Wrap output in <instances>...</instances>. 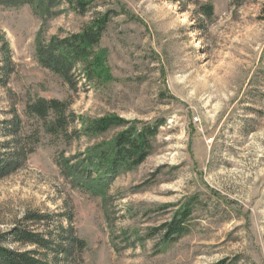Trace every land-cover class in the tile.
I'll use <instances>...</instances> for the list:
<instances>
[{"label": "rangeland", "instance_id": "374dc122", "mask_svg": "<svg viewBox=\"0 0 264 264\" xmlns=\"http://www.w3.org/2000/svg\"><path fill=\"white\" fill-rule=\"evenodd\" d=\"M196 1L97 0L84 16L0 5V121L45 98L86 119L165 122L145 163L99 196L72 187L58 158L120 130L69 146L42 134L26 167L0 181V235L28 212H70L85 264H264V0ZM105 15L97 86L73 88L39 65L38 43ZM191 200L190 234L150 236Z\"/></svg>", "mask_w": 264, "mask_h": 264}, {"label": "trees", "instance_id": "16d2710c", "mask_svg": "<svg viewBox=\"0 0 264 264\" xmlns=\"http://www.w3.org/2000/svg\"><path fill=\"white\" fill-rule=\"evenodd\" d=\"M96 1L0 0V5L29 6L39 14L68 8L84 16ZM166 1L179 5L197 3L196 0ZM200 12L209 19L214 15L209 5L200 7ZM108 22L109 16L105 15L93 28L38 43L37 62L73 88L82 79L87 85L97 86L103 76L102 58L97 51ZM24 117L14 111L11 119L0 121V181L26 167L41 144L42 134L69 146L74 140L120 130L109 145H95L85 153L70 157L62 154L58 158L61 173L68 183L95 196L107 193L116 179L145 163L153 151L154 139L165 124L162 120L130 122L111 116L86 119L71 112L67 102L45 98L28 102ZM28 121L32 122L30 129ZM196 206L195 201H189L171 222L155 229L150 236L161 234L165 243L178 242L190 234ZM72 220L70 212H28L13 229L0 235V264H85L87 243L77 234Z\"/></svg>", "mask_w": 264, "mask_h": 264}]
</instances>
